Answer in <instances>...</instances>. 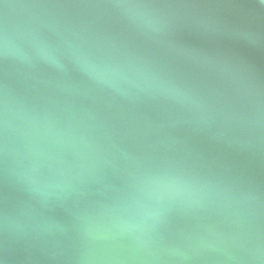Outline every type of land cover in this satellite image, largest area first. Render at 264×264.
<instances>
[{
    "label": "water",
    "instance_id": "obj_1",
    "mask_svg": "<svg viewBox=\"0 0 264 264\" xmlns=\"http://www.w3.org/2000/svg\"><path fill=\"white\" fill-rule=\"evenodd\" d=\"M0 264H264V0H0Z\"/></svg>",
    "mask_w": 264,
    "mask_h": 264
}]
</instances>
